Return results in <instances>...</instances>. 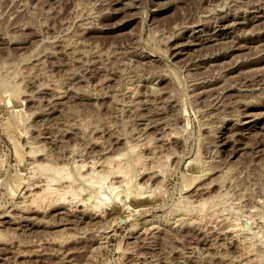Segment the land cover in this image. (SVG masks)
Wrapping results in <instances>:
<instances>
[{
    "label": "rangeland",
    "instance_id": "1",
    "mask_svg": "<svg viewBox=\"0 0 264 264\" xmlns=\"http://www.w3.org/2000/svg\"><path fill=\"white\" fill-rule=\"evenodd\" d=\"M261 219L264 0H0V264H264Z\"/></svg>",
    "mask_w": 264,
    "mask_h": 264
},
{
    "label": "bare ground",
    "instance_id": "2",
    "mask_svg": "<svg viewBox=\"0 0 264 264\" xmlns=\"http://www.w3.org/2000/svg\"><path fill=\"white\" fill-rule=\"evenodd\" d=\"M246 91H247V90H246ZM212 97H213V96H212ZM115 160H117V159H115V158H113V159H108V160L105 162L106 165H105V163H103L102 165H105L104 167L107 166V167L110 169L109 172H113V173H116V174L123 175V168H121V165H117V166L115 165L116 167H115V168H114V167L112 168V165H113V163H114ZM115 162H116V161H115ZM91 164H92V163H91ZM84 166H85V165L81 166L80 169H82ZM43 167H45V166H43ZM93 167H95V166H93ZM41 168H42V167H41ZM46 168H48V167H46ZM91 168H92V167H91ZM60 169H61V168H60ZM60 169H58V170L61 171ZM51 170H52V169H51ZM55 170H56V169H55ZM55 170H53V171H55ZM107 170H108V169H107ZM59 171H58V172H59ZM79 171H80V170H79ZM56 172H57V171H56ZM56 172H55V173H56ZM124 172H125V171H124ZM52 173H53V172H52ZM52 173H51V174H52ZM90 173H91V172H90ZM56 174H58V173H56ZM77 174H78V173H77ZM79 174H80V173H79ZM92 174H93V173H92ZM95 174H96V173H95ZM125 174H126V173H125ZM125 174H124V176H125ZM54 175H55V174H54ZM59 175H61V174H59ZM93 175H94V174H93ZM97 175H98V174H97ZM111 175H112V173H111ZM50 176H51V175H50ZM55 176H56V175H55ZM76 176H77V175H76ZM79 176H80V175H79ZM79 176H78V177H79ZM88 176H89V175H88ZM112 176H113V175H112ZM86 177H87V176L84 177V180H85ZM122 177H123V176H122ZM122 177H121V178H122ZM52 178H53V177H52ZM52 178H51V179H50V178H47V179H44V180H40V181H39V186L37 185V183H36V185H33L34 188L36 187L37 189L40 187V192H41V193L38 192L39 194H38V193H37V194H35V193L33 194V191H32V194L29 193L30 195H29V196L27 195L26 198H29V197H30V198H29V199H31L30 204H32V203L35 204V202L38 201V200H42V201H43V199H45V198L47 199V197H50V196H52V195H55V196L59 197V198H58L59 201H60V200H62V201L65 200V196H66V194H68V192L70 191L71 185H68V186L66 185L65 187H62L61 189H60V188H57V187H55V186L53 187V185H54V184H53V183H54V180H53ZM55 178H57V177H55ZM80 178L82 179L83 177H80ZM97 178H99V177H97ZM129 178H130V177H129ZM101 179H104V178H101ZM101 179H99V180H101ZM125 179H126V178H125ZM125 179H124V180H125ZM32 180H33V179H32ZM55 180H56V179H55ZM90 180H91V179H90ZM127 180H129V179L127 178ZM79 181H80V180H79ZM85 181H86V180H85ZM93 181H94V180H93ZM101 181H102V180H101ZM122 181H123V180H122ZM86 182L88 183V181H86ZM97 182H98V181H97ZM97 182H96V183H97ZM125 182H126V181H125ZM127 182H128V181H127ZM129 182H130V181H129ZM73 183H74V182H73ZM80 183H81V182H80ZM84 183H85V182H84ZM91 183H92V182H91ZM130 183H131V182H130ZM130 183H129V184H130ZM85 184H86V183H85ZM104 184H105V183H104ZM112 184H113V183H112ZM112 184L110 185V183H109V186H108V189H109L110 191L114 190V187H113ZM126 184H127V183H126ZM55 185H57V184H55ZM86 185H87V184H86ZM135 186H136V185H135ZM89 187H90V185H89ZM92 187H93V186H92ZM92 187H91V188H92ZM98 187H99V186H98ZM98 187H97V188H98ZM30 188H31V187H30ZM30 188H29V191H30ZM100 188H101V187H100ZM100 188H99V189H100ZM118 188H119V187H117V189H118ZM140 188H141V185H140L139 189H140ZM117 189H116V191H117ZM143 189H144V188H143ZM148 189H149V188H148ZM32 190H33V187H32ZM72 190H73V189H72ZM72 190H71V191H72ZM79 190H80V189H79ZM79 190H78V191H79ZM144 190H145V189H144ZM29 191H27V192H29ZM140 191H143V190H140ZM145 191H146V190H145ZM27 192H26V194H27ZM73 192H74V191H73ZM123 192H124V191H123ZM123 192H122V193H123ZM70 193H72V192H69V194H70ZM106 193H107V192H106ZM139 193H140V192H139ZM117 194H118V193H117ZM117 194H116V196H117ZM70 195H71V194H70ZM113 195H114V194H113ZM71 196H72V195H71ZM118 196H119V195H118ZM135 197H136V196H135ZM222 197H223V196H222ZM110 198H111V197H110ZM116 198H117V197H116ZM131 198H132V196H130L129 194L126 195V199H127V200H128V199H131ZM24 199H25V198H24ZM29 199H28V200H29ZM73 199H74V198H73ZM105 200H106V199H105ZM114 200H115V199H114ZM121 200H122V199H121ZM133 201H134V200H133ZM31 202H32V203H31ZM39 202H40V201H39ZM122 202H123V201H122ZM219 202H220V201H219ZM135 203H142V201H138V200H137V201H135ZM18 204H19V203H18ZM28 204H29V203H28ZM33 204H32V205H33ZM185 204H187V203H185ZM203 204H205V203L203 202ZM203 204L201 205V207L204 209V208H205V207H204L205 205H203ZM182 205H183V204H182ZM182 205H180V206H182ZM199 205H200V204H199ZM199 205H198V206H199ZM33 206H34V205H33ZM196 207H197V206H196ZM199 207H200V206H199ZM181 208L183 209V207H181ZM190 209H191V208H190ZM198 209H200L199 211L202 210L201 208H198ZM198 209H197V210H198ZM195 210H196V208H195ZM195 210H194V211H195ZM181 211H182V210H181ZM191 211H192V210H191ZM199 211H197V212H199ZM204 211H205V210H204ZM186 212H188V211H186ZM182 213H183V212H182ZM193 213L195 214V212H193ZM200 213L202 214V215H201V214H200V215L203 217L204 213H202V211H201ZM187 214H190V213H187ZM187 214H186V215H187ZM214 215H215V214H214ZM189 216H190V215H189ZM191 216H192V215H191ZM196 216H197V214H196ZM193 217H194V215H193ZM193 217H192V219H194ZM198 217L200 218L199 213H198ZM198 217H197V218H198ZM10 218H11V217H10ZM199 218H198V221L200 220ZM225 218H226V217H225ZM195 219H196V218H195ZM195 219H194V220H195ZM203 219H204V218H202L201 221H202ZM226 219H227V218H226ZM262 219H263V218H262ZM262 219H261V221L263 222L264 220H262ZM196 220H197V219H196ZM195 222H196V221H195ZM231 222H232V221H231ZM234 222H235V221H234ZM262 222L260 223V225H261V224H264V223H262ZM3 223L5 224V222H3ZM188 223H189V222H188ZM190 223H191V222H190ZM197 223H198V222H197ZM198 224H199V223H198ZM200 224H201V223H200ZM200 224H199V225H200ZM190 225H191V224H190ZM196 225H197V224H196ZM201 225H202V224H201ZM234 225H235V224H234ZM226 226H227V225H226ZM232 227H233V226H232ZM232 227L228 225V227H227L226 230L229 231V232H232V230L230 231V228H232ZM262 227H263V225H262ZM234 228H235V227H234ZM232 229H233V228H232ZM224 230H225V229H224ZM226 230H225V231H226ZM235 230H236V229H235ZM237 230H238V229H237ZM263 230H264V228H263ZM234 233H235V232H234ZM234 233H233V234H234ZM252 233H253V232H252ZM251 235H252V234H251ZM256 236H257V235H256ZM245 239H246V238H245ZM240 243H241V241H240ZM243 243H244V242H243ZM263 244H264V243H263ZM238 245H239V244H238ZM241 245H242V243H241ZM243 248H244V247H243ZM243 248H242V249H243ZM245 249H246V248H245ZM247 251H248V250H247ZM248 254H249V253H248ZM242 256H243V255H242Z\"/></svg>",
    "mask_w": 264,
    "mask_h": 264
}]
</instances>
